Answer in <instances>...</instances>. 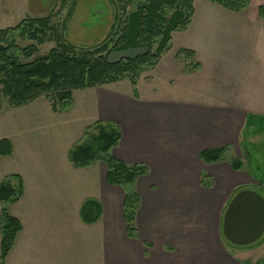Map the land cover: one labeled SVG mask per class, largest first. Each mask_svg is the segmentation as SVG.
<instances>
[{
  "label": "crops",
  "instance_id": "obj_1",
  "mask_svg": "<svg viewBox=\"0 0 264 264\" xmlns=\"http://www.w3.org/2000/svg\"><path fill=\"white\" fill-rule=\"evenodd\" d=\"M205 1V11H196L189 29L182 31L190 33L196 28L195 40L187 41L182 47L193 48L197 55L204 54L208 62L204 63L205 77L201 73L195 76L197 81L179 84L181 80L185 81V76L179 73L177 80L180 82L165 87L157 83L159 75L154 73L145 83L142 78L138 80V95L126 79L81 90L90 101V107L93 104V122L114 121L119 125L121 139L112 149L113 155L124 162L148 167L147 173L138 177L134 184L141 197L136 215L137 236L131 237L127 232L123 213L124 189L107 182L105 162L97 161L87 167H76L68 162L69 150L79 139L65 147L64 163L57 172H53L54 165L60 160L57 156L42 159L50 161L56 184L62 181L59 186L64 189L67 183V190L52 191L53 199L39 191L41 228H44L41 218L45 213L64 212L67 216L65 222H56L54 216L48 217L54 220L55 226L66 229L62 231L63 239H55H60L64 251L74 247L78 228V234L84 235L78 243L84 245V252L90 256L86 260L94 258L91 252L97 246L94 253L98 264H258L264 260L262 255L251 259L255 250L264 247V241L257 246H230L222 232L224 214L235 194L257 184L264 186V180L252 169L245 168L247 161L241 159V154L237 155L243 163L241 168H234L228 161L231 156L236 157L244 137L241 134L245 127V107L235 103L236 97L240 96L220 91L215 87L219 81L211 74V78L206 77L215 66L212 61L217 59L215 53L234 51L229 45L224 48L218 40L211 43L206 38L242 37L244 34L250 37L252 18L244 12L230 11ZM260 4L264 5V0ZM263 21L258 18L260 25ZM209 53L213 54L212 59L208 58ZM223 57L230 59V56ZM200 77L202 82L198 81ZM239 99L245 100L242 95ZM68 111L51 113L57 116ZM223 147L227 148L224 160L205 162L200 157L205 149ZM203 178L208 182L205 183ZM23 182V196L5 204L8 211L9 205L25 199L24 179ZM88 199L99 202L102 209L100 217L90 223L81 216V207ZM3 205L2 202L0 215ZM9 212L23 226L12 251L16 243L27 241L29 236L26 235V220L19 212L11 209ZM50 232L39 231V260L51 251L48 248ZM41 234L45 237L41 238Z\"/></svg>",
  "mask_w": 264,
  "mask_h": 264
},
{
  "label": "rangeland",
  "instance_id": "obj_2",
  "mask_svg": "<svg viewBox=\"0 0 264 264\" xmlns=\"http://www.w3.org/2000/svg\"><path fill=\"white\" fill-rule=\"evenodd\" d=\"M193 1L197 12L205 11L203 7L205 0ZM261 1L251 0L245 9L239 11L252 18L250 21L253 26L252 36L244 34L245 36L242 37L206 38L211 43L212 40H218L221 47L234 48V51L229 52L230 54L215 53V58H217L215 61L211 57L213 54L209 53L208 58L212 59L215 66L206 73V77H210L209 74L214 76V80L219 81L215 87L220 91L240 97L242 95L245 98L244 101H241L240 97H236L238 100L235 102L245 107L246 115L245 127L241 134L244 137H242L241 145L236 150L235 156L238 157L237 155L241 154V159L247 161L245 168L252 169L259 179L264 180V24L258 23V18L260 21L264 20L259 14V6L263 5L260 4ZM135 5V2L129 3L126 11L123 12V10L120 11L116 0H0V28L15 26L26 17L51 15L54 31L62 33L65 40L74 44L77 50L94 48L108 43L110 38H115L120 34L121 21L125 20L126 13L133 10ZM195 30L196 28H193L190 33L172 32L171 47L161 55L153 68L144 70L140 74L142 81L145 83L146 79L153 77L156 73L159 75L157 83L170 87L176 86V83L180 82L177 80L181 75L179 73L185 76L183 79L185 81L181 80L179 84H187L192 80L197 81L195 76L201 73V76L205 77L204 63L208 62L204 54L197 55L193 48L186 47L195 51L194 61L199 63V66L191 71H186L184 62L177 57L178 50L187 41L195 40L196 35L193 36ZM29 42L20 41L21 45H26ZM55 45L54 37V40L39 45L37 55H45ZM144 51L145 48L114 51L110 55V60H117L123 56L133 57ZM223 56H230V59L227 60ZM178 64H181L180 68ZM247 64L249 65L247 66ZM202 77L198 80L199 82L203 81ZM75 90L73 101V106H75H72L68 113L57 116L51 113L53 112L51 102L47 96H40L35 101L20 107L10 106L7 98L2 97L0 139L5 137L11 139L15 151L10 156L0 157V181L11 173H19L23 176L25 199L13 206L9 205L8 209L19 212L26 220V235L29 236L27 241L20 240L16 243L17 245L15 244L13 250L7 255L5 264H98L94 253L98 250L97 246L91 252L94 258L86 260L90 256L84 252V245L78 243H81L79 238L84 236L78 234V228L77 239L72 250L64 251L60 239L55 240L56 237L63 239V230L66 229L59 228V225L55 226L54 220L52 221L48 217L54 216L57 219L56 222H65L64 217L67 216L64 212L45 213L47 216L43 215L41 218L44 228L39 226V191L44 195H50L53 199L52 191L60 193L68 189L67 183L64 189L59 186L63 183L62 181L59 184L55 183L49 165L50 161L46 162L42 159L57 156L60 160L58 165L53 167V172H57L64 163L62 156L65 147H69L73 141L80 139L86 127L95 120V114L92 112L93 104L90 107V101L83 94L82 89ZM246 139L248 142L245 141ZM230 154L234 155V153ZM253 188L264 194V186L261 184L254 185ZM59 204L63 205L64 203L60 202ZM1 205L0 201V208ZM47 227L49 229H45ZM45 230L47 232L51 230L52 236L47 235L49 237L48 248L51 251L39 260V231ZM41 235V238L45 237V235ZM262 241H264V235L251 245L257 246ZM228 245L238 246L231 242ZM261 255L264 256V247L255 250L251 259Z\"/></svg>",
  "mask_w": 264,
  "mask_h": 264
},
{
  "label": "trees",
  "instance_id": "obj_3",
  "mask_svg": "<svg viewBox=\"0 0 264 264\" xmlns=\"http://www.w3.org/2000/svg\"><path fill=\"white\" fill-rule=\"evenodd\" d=\"M222 7L239 12L251 0H208ZM121 10L129 3L135 8L122 20L121 32L108 43L94 48L77 50L65 40L63 34L54 31L51 15L26 17L15 26L0 28V108L2 97L12 107H20L47 96L55 112L68 111L73 106V91L130 80L135 95L140 74L153 68L161 55L171 47L172 32L189 28L196 8L193 0H116ZM264 18V6H259ZM54 34V36H53ZM56 40V45L45 55H37L39 45ZM20 41H30L21 45ZM129 48H145L133 57L123 56L110 60L114 51ZM195 51L182 47L177 52L186 71L199 66L194 61ZM121 139V130L114 121L96 120L89 124L83 136L69 150V160L76 167H87L97 161L107 166L106 179L111 185L124 189L123 213L129 236H137L136 215L141 197L134 184L147 173L148 167L140 163H127L117 158L112 149ZM227 148L205 149L200 157L205 162L226 159ZM14 146L9 138L0 139V157L13 154ZM234 168L243 163L238 157L228 159ZM203 181L207 183L206 178ZM24 193L23 178L18 173L5 176L0 182V200L4 203L0 215V264H4L18 233L23 226L5 204L18 201ZM101 205L94 199L86 200L81 207L85 222H94L101 215ZM258 264H264V260Z\"/></svg>",
  "mask_w": 264,
  "mask_h": 264
},
{
  "label": "water",
  "instance_id": "obj_4",
  "mask_svg": "<svg viewBox=\"0 0 264 264\" xmlns=\"http://www.w3.org/2000/svg\"><path fill=\"white\" fill-rule=\"evenodd\" d=\"M222 232L238 246L257 242L264 235V194L254 188L239 190L224 214Z\"/></svg>",
  "mask_w": 264,
  "mask_h": 264
}]
</instances>
